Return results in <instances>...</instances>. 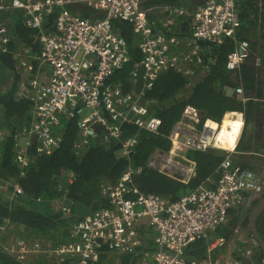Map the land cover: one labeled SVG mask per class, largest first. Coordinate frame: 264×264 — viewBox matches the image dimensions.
Instances as JSON below:
<instances>
[{
	"label": "built area",
	"instance_id": "obj_1",
	"mask_svg": "<svg viewBox=\"0 0 264 264\" xmlns=\"http://www.w3.org/2000/svg\"><path fill=\"white\" fill-rule=\"evenodd\" d=\"M146 1L0 0V13L20 11L25 24L40 31L39 65L50 69L47 78L35 77L29 81L34 122L15 147L21 170L32 162V149L39 157L60 147L63 136L55 129L63 117L79 118L77 125L82 141L77 144L78 149L88 146L94 139L113 140L120 146V155L129 160L138 140L126 135L128 127L158 133L162 126L161 119L151 115L144 104V97L162 73L177 70L193 77L194 69L203 63L200 43H217L223 38H230L235 44L226 61L230 72L239 70L248 58L250 43L239 38L241 22L237 6L242 0H202L199 4L193 0L197 5L193 10L176 5L144 10ZM77 5L96 14L82 17L70 10ZM158 10L168 12L170 16L169 22L164 19L161 23L169 24L183 16L190 18L191 36L181 40L155 30V21L148 15ZM52 14H56L55 31H47L44 19ZM114 20L133 25L137 47L143 56L131 76L134 89L128 93L113 82L114 76L131 59L126 39L113 31ZM0 33H6L4 41L10 42L8 29L1 23ZM25 61L22 67L31 69L27 59ZM141 65H144V75L136 92ZM236 93L246 102L242 89L237 87ZM207 118L201 111L186 106L181 120L169 134V153L155 154L150 166L187 182L195 175L194 166L184 163V155L188 152L218 148L232 153L242 130L243 114L227 112L221 121ZM237 120L240 131L234 143L226 147L222 138L227 142L231 139L224 129L226 121L234 123ZM140 171L129 165L116 185H107L103 189L110 200V208L101 209L74 224L72 242L43 248L38 242L22 241L9 251L23 261L31 255L44 254L53 257L57 264L66 260L98 264L103 255L112 253L135 255V264H245L232 253L226 258L212 260L216 249L228 242L224 238H217L210 244L205 261L188 258L186 250L193 242L208 239L227 223L230 212L244 201L247 193L259 190L258 182L249 170L235 164L228 154L220 166L221 177L214 182V187L201 185L176 202L140 192L134 184V177ZM15 193H23L17 184ZM148 239L154 247L149 246Z\"/></svg>",
	"mask_w": 264,
	"mask_h": 264
},
{
	"label": "trees",
	"instance_id": "obj_2",
	"mask_svg": "<svg viewBox=\"0 0 264 264\" xmlns=\"http://www.w3.org/2000/svg\"><path fill=\"white\" fill-rule=\"evenodd\" d=\"M171 5L190 10L197 6L193 0H147L143 8L154 10L156 7ZM70 10L85 18L96 14L94 11L90 13L88 8L70 7ZM237 10L241 22L239 38L252 45L258 44L257 40L264 41V0H242ZM150 14L148 16L151 21H155V30L164 31L167 37L176 36L184 40L191 36L190 18L183 16L168 24L161 23L162 19H170L168 12L154 17ZM55 18L56 14H52L44 19L47 31H55ZM0 23L7 27L10 36V42H6L4 36L7 32L0 33V135L3 137L0 140V151L3 150L0 152V264H57L53 257L44 254L27 262L20 260L9 251L10 246L18 241H26L39 242L43 248H56L72 242L74 224L101 209L110 208V200L103 189L107 185H116L129 165L141 170L134 177V184L140 192L159 195L170 202L189 195L201 185L215 186L214 182L221 177L220 166L228 156L224 150L211 148L205 152L190 151L184 155L185 160L195 168V175L187 182L152 168L150 160L157 153H169V134L181 120L186 106L201 111L215 121H221L227 112L242 113L249 106L240 96H225L226 86L237 88L242 82L239 75L226 68L227 56L235 47L232 39L200 43L203 63L194 69L193 77L177 70H169L159 76L155 86L144 97V104L151 115L161 119L162 126L158 133L128 127L126 135L138 140L131 159L120 155V146L113 140L101 142L94 139L88 146L78 149L76 146L82 141L77 125L79 118L63 117V141L60 147L51 154L39 157L32 149V162L29 167L21 170L16 161L15 147L34 122V101L29 81L35 79L40 66V31L28 27L20 11L0 13ZM113 31L126 39L131 57L126 66L114 76L113 82L121 85L124 92L128 93L134 89L131 76L143 56L137 47V36L131 23L114 20ZM261 44L263 47L264 42ZM23 58L30 63L31 69L21 67ZM245 70L249 75L255 73L253 68L247 66L243 68L244 74ZM257 82V78L252 76L249 89H256ZM250 108L253 110L252 106ZM7 183L5 193L1 186ZM16 184L21 187L22 194L15 193ZM8 195H12L13 199L9 200ZM58 204L61 207L56 209ZM244 211H231L226 227L218 228L214 233L217 237L193 242L187 247V257L199 262L207 260L210 244L217 238L230 241L236 227L242 224ZM248 214L252 215V210ZM248 222L249 218L243 221L245 226ZM255 228L264 244L263 217L257 218ZM10 238L15 242L11 243ZM148 240L149 246L154 247L152 240ZM224 248H220V252ZM259 250L255 264H264L262 245ZM240 253L241 249L237 248L234 256L241 259L244 252L241 256ZM110 255H103L98 264H135V255L127 254L114 259ZM217 257V254L212 255V260ZM63 264L77 262L66 260Z\"/></svg>",
	"mask_w": 264,
	"mask_h": 264
},
{
	"label": "flooded vegetation",
	"instance_id": "obj_3",
	"mask_svg": "<svg viewBox=\"0 0 264 264\" xmlns=\"http://www.w3.org/2000/svg\"><path fill=\"white\" fill-rule=\"evenodd\" d=\"M257 42L258 44L255 45L250 43V54L248 58L243 61L239 70L232 72L240 76V81L242 82L238 87L242 89L243 95L246 98V103H248L247 105L249 106H246L245 111L242 112L243 129L238 136L231 158L235 164H244L243 166L240 165L249 170L259 184V190L247 193L244 201L236 207L237 210L234 209L235 213L241 209H245L243 217L244 219L249 218V222L245 226L243 219L242 224L240 225L242 227L244 226L246 229L250 228L255 210L263 206L264 202V113L262 114L261 112L264 111V68H261L262 66L259 62L260 58L256 63H252L253 54H256L255 51L257 50L259 51V55L264 59V46L262 47L261 44L264 41L257 40ZM244 66H247V68H253L255 73L249 75L247 70H245L244 74ZM252 76L258 80L256 83V89L254 90L249 89V81ZM250 106L253 107V110H250ZM207 119L209 120L210 118ZM250 210H252V215L248 214V211L250 212ZM258 217L264 218V207L254 219V222H257ZM228 219H230V215ZM226 224L220 228L226 227Z\"/></svg>",
	"mask_w": 264,
	"mask_h": 264
},
{
	"label": "rangeland",
	"instance_id": "obj_4",
	"mask_svg": "<svg viewBox=\"0 0 264 264\" xmlns=\"http://www.w3.org/2000/svg\"><path fill=\"white\" fill-rule=\"evenodd\" d=\"M76 7H78L79 9H85L86 7L85 6H82V5H77ZM163 11L162 10H158L157 13L155 12H151L150 16L154 17L156 16V14H161ZM157 19L159 20L160 17L157 16ZM164 19H162L161 21H163ZM259 51H255L256 54H253V57H252V63H256V61L260 58L259 62L261 64V68H264V59L262 56L259 55L258 53ZM21 62H26L25 59L23 58ZM20 62V63H21ZM23 65L21 64V67ZM242 129H243V126H242ZM242 131V130H241ZM0 140L2 141L3 140V137L2 135H0ZM0 152H3V150H1ZM231 155L232 157V154L233 153H228ZM8 188V183L7 184H3L1 186V190L3 192H7L6 189ZM9 200L13 199L12 198V195H8L7 196ZM59 208L57 205H56V209ZM235 210H237L235 208ZM234 210V211H235ZM237 230L234 232V238L231 237V240L228 241L226 244H224L221 248L225 247L220 253H215L217 254V258H226L230 253L233 254L234 256V253L237 252V248H240L241 249V253H240V256L243 255L242 252H244V255L241 256V260L242 262H244L245 264H248V263H253L255 264L257 262V255L259 254L260 250H259V246L262 245V248L264 250V245L262 244V240L260 238H256L254 237V233L251 231L250 228L246 229L244 226L242 227L241 225H238L237 227ZM5 231V230H3ZM5 233V232H3ZM7 233V232H6ZM211 239H215L217 236L212 233L210 235ZM11 239H12V242H11ZM10 242L13 243L15 242L13 238H10ZM20 242L22 241H18L16 243H14L13 245L10 246V248H14L16 247ZM10 243V244H11ZM30 243V242H29ZM37 243V242H36ZM39 243V242H38ZM214 254V255H215ZM123 254H119V253H112L110 256L114 259L116 257H121ZM213 255V256H214ZM38 256H35V255H31L28 257V259L26 260L27 261H30V260H33L34 258H37ZM235 257V256H234ZM55 260V259H54ZM106 264V263H105ZM114 264H117L114 263Z\"/></svg>",
	"mask_w": 264,
	"mask_h": 264
},
{
	"label": "water",
	"instance_id": "obj_5",
	"mask_svg": "<svg viewBox=\"0 0 264 264\" xmlns=\"http://www.w3.org/2000/svg\"><path fill=\"white\" fill-rule=\"evenodd\" d=\"M202 0H196V3L199 4L201 3ZM143 75H144V65H141L140 67V70H139V75H138V78H137V86H136V92L139 91L140 89V86H141V83H142V79H143ZM224 92H225V96L226 97H229V98H235L237 96V93H236V88L235 87H231V86H226L224 88ZM184 163L186 164H189L188 162L184 161ZM176 179L178 180H182L181 177H176ZM264 207V202H263V206L259 207L258 209L255 210L254 212V216L252 217V220H251V224H250V229L251 231L254 233V236L257 238H260L258 233H257V230L255 228V222H254V219L258 216V214L262 211ZM264 245V244H263Z\"/></svg>",
	"mask_w": 264,
	"mask_h": 264
},
{
	"label": "bare ground",
	"instance_id": "obj_6",
	"mask_svg": "<svg viewBox=\"0 0 264 264\" xmlns=\"http://www.w3.org/2000/svg\"><path fill=\"white\" fill-rule=\"evenodd\" d=\"M93 17V14L92 16ZM187 114H190V112ZM240 127V122L237 120V122L232 123L231 121H226V125L224 126V129L227 130V137H231L230 142H227L224 138H222V143L228 147L231 145V143H234V139L236 134H238V130ZM240 131V130H239ZM226 134V131L224 132V135Z\"/></svg>",
	"mask_w": 264,
	"mask_h": 264
},
{
	"label": "crops",
	"instance_id": "obj_7",
	"mask_svg": "<svg viewBox=\"0 0 264 264\" xmlns=\"http://www.w3.org/2000/svg\"><path fill=\"white\" fill-rule=\"evenodd\" d=\"M50 75V69L49 68H47V67H44V66H39V68H38V70H37V76L36 77H43L44 76V78H47L48 76ZM32 92V91H31ZM63 125L62 124H60L56 129H55V132L57 133V134H60V135H62L63 136V131H62V129H63ZM239 165H240V163H238ZM232 237L234 238V235H232ZM220 252V248L218 249V252H217V254Z\"/></svg>",
	"mask_w": 264,
	"mask_h": 264
}]
</instances>
